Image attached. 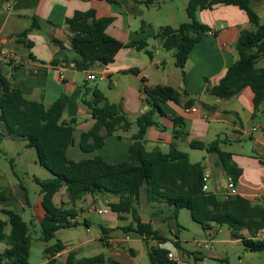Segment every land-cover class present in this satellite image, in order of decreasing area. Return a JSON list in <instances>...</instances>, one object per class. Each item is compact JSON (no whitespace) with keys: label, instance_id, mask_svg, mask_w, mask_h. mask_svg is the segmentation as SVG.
<instances>
[{"label":"trees","instance_id":"obj_1","mask_svg":"<svg viewBox=\"0 0 264 264\" xmlns=\"http://www.w3.org/2000/svg\"><path fill=\"white\" fill-rule=\"evenodd\" d=\"M88 1V0H87ZM116 3L117 0H101ZM173 1V0H167ZM260 0H188L187 13L190 21L178 28L165 26L159 29L156 39L162 41L163 48L170 52L175 66L185 75L189 56L195 46L208 35L210 28L197 20L200 11L213 9L216 6H235L246 12L255 31L240 35L236 49L239 60L231 65L220 83L210 89V94L217 98L229 100L246 87L254 93L255 114L264 106V69L257 68V63L264 58V23L252 5ZM147 8L159 6V0H139ZM114 18H97L96 11L76 12L67 20L71 34L70 43L78 58L75 61L77 70L87 72L95 64L108 66L115 61L120 50L135 48L146 52L153 58L146 40L128 44L109 36L107 29ZM40 30V20L32 18L31 26L17 37V42L28 48L32 43L26 38L34 31ZM62 45L61 42L55 41ZM32 58V55L30 56ZM8 65H0V125L5 136L24 140L29 148L37 151L38 162L52 174L48 180H37L41 188V206L45 212L41 220L43 240L50 243L61 230L78 227L79 211L76 204L87 195L96 193L119 197L120 201L109 205L112 212L123 217L133 216V223L125 227L126 232H135L145 240H156L157 246L149 248V264H175L168 259L169 249L163 247L164 238L150 223H144L138 216V206L143 194L150 202L165 203L173 209L172 219H178L182 210H189L194 222L209 231L212 224L227 226L233 239H240L252 252H263L264 246L249 240L247 236L255 235L264 227V200L253 202L240 195L224 199L213 192L203 191L205 167L202 163H192L188 153L181 151L172 143L169 151L163 152L159 147L148 150L145 137L149 128L160 127L157 115L165 116L163 104L174 102L184 108H191L194 101L184 102L183 95L169 86H149L143 79L142 93L149 111L137 120L138 132L132 137L128 159L118 164H109L103 158L75 162L68 157V149L73 144V134L78 121L65 120L67 101L59 99L50 106L41 101L29 100L25 93L13 86L5 71ZM139 74V70H131ZM185 95L188 96L187 93ZM95 120L94 126L82 135L80 147L85 153L102 149L106 139L118 131H129L132 122L125 114L123 103L110 104L104 93L95 86L87 90L82 98ZM105 102L102 107L101 103ZM205 108L209 105L203 104ZM174 139H186V121L174 119ZM221 140L211 144L192 142L194 149L206 150L217 154L222 168L237 183L242 170L232 162V154L220 149ZM66 189L68 203L61 206L55 203V196ZM13 200L0 185V206ZM67 205H72L68 208ZM8 220L0 218V243L7 248L0 252V264H30L32 241L30 228L23 216L11 208L2 209ZM75 220V222H72ZM88 226L87 221L83 223ZM10 225L11 231L6 233ZM247 231L245 235L244 232ZM179 247V243H174ZM67 250V246L58 241L46 248V255H51L48 264H58L56 256ZM66 264H123L107 258L105 254L93 257H79L71 251Z\"/></svg>","mask_w":264,"mask_h":264},{"label":"crops","instance_id":"obj_2","mask_svg":"<svg viewBox=\"0 0 264 264\" xmlns=\"http://www.w3.org/2000/svg\"><path fill=\"white\" fill-rule=\"evenodd\" d=\"M161 2L162 0H159V6L147 8L140 4L139 0H117L112 4L101 0H0V49L16 51L18 55L17 62L6 66L5 71L13 86L23 91L29 100L41 101L46 106L52 105L59 99L67 101L63 118L78 121L73 134V144L68 149V157L75 162L97 157L103 158L109 164L126 161L132 137L139 130L137 120L150 109L145 103L146 96L142 93L143 79L149 86L162 85L175 88L183 95L184 102L194 101L191 108H196L197 111L187 113L189 108L174 102L164 103L162 106L166 115H157L156 120L160 127L149 128L145 137L147 149L159 147L167 153L171 144L176 143L181 151L189 154L192 163L204 165L205 172L211 174L209 191L222 196L230 176L222 168L220 158L217 154L194 149L191 146L192 142L208 145L221 140L220 149L231 153L232 162L242 170V175L236 183L239 195L253 202H262L264 200V106L258 112V116L253 118L254 93L250 87H246L229 100L210 94V89L217 86L228 68L239 60L236 43L240 35L255 31V26L250 22L246 12L235 6L219 5L198 12L197 20L207 25L213 35H207L195 46L183 75L175 66L172 54L164 50L162 41L155 37L162 27L171 26L176 29L190 21L187 13L188 0H182V7L177 9L166 3L162 7ZM252 7L264 23L262 17L264 0L254 2ZM91 10L96 11L97 18H114V22L107 29L109 36L125 44L146 40L147 49L153 52V58L144 51L124 48L108 66L97 63L90 71L77 70L75 61L78 55L70 43L71 34L67 20L76 12ZM33 17L40 20V30L28 35L26 41L33 44L28 48L19 44L17 37L31 26ZM55 41L61 42L62 45ZM19 47H24L25 51L19 50ZM257 68L264 69V58L257 63ZM135 69L140 73L131 72ZM89 74H95L98 78L103 76L104 80L89 81L87 78ZM95 86L104 93L110 104L123 103L124 112L133 125L129 131L120 130L109 136L102 149L85 153L80 147L81 138L94 126L95 120L91 110L82 102V98L88 89ZM203 104L209 105L210 108H205ZM178 117L186 121V130L189 134L186 139H174V119ZM250 147L253 154L246 152ZM198 152L205 154L202 156L203 161L193 158ZM64 195L67 196L65 188L55 196L57 205V199ZM143 195L146 207L152 210L150 213L153 217L165 215V212L172 213L173 209L167 204L150 202L146 195ZM98 198L103 202L101 197ZM98 198L87 195L84 199L95 204ZM104 199L107 207L111 203L120 201L119 197L105 196ZM114 199L117 201L114 202ZM68 202L69 198L62 203ZM155 210H160V214ZM96 211L100 215L107 212L101 208ZM112 213L116 215V223L107 227L100 226V234L95 240L103 242L106 237L113 236L112 239H108L109 247L114 245V241L120 242L127 252L126 257L131 259L138 258L141 248L143 251L146 250L149 259V248L157 246L158 242L152 239L147 241L135 232H127L121 236L114 235L115 232L117 233L115 229L122 231L121 229L130 226L133 222L127 220L128 223L123 225L121 220H126L127 217L121 218L118 214ZM143 213L144 211L139 213L142 222L150 223L160 233L158 228L160 223L152 218L145 220ZM44 214L43 210V217ZM165 219H172V215L165 216L161 219V223H164ZM77 221L79 222L78 218ZM84 221L88 223L86 231L90 232V220L85 217ZM213 229L214 224L208 232ZM208 240L213 242L214 235L210 233ZM92 241L94 239L75 242L74 250ZM178 243L180 246L176 247L177 250L170 251L177 252L187 264H189L187 258L191 257V254L196 261L202 262L205 257L213 256L211 252H217V249H210L207 243L206 256L201 251L191 253L184 249L180 242ZM105 255L107 258L121 262L120 258L112 254Z\"/></svg>","mask_w":264,"mask_h":264},{"label":"rangeland","instance_id":"obj_3","mask_svg":"<svg viewBox=\"0 0 264 264\" xmlns=\"http://www.w3.org/2000/svg\"><path fill=\"white\" fill-rule=\"evenodd\" d=\"M182 0L167 1L162 0L161 6L166 3L171 5L173 9L182 7ZM165 7V6H164ZM257 7V6H255ZM166 9V8H165ZM181 17V16H178ZM264 21V13L262 15ZM19 50L25 51L24 47H19ZM84 75V74H83ZM96 85L97 83H90ZM5 131L0 125V185L1 187L12 194L13 200L0 206V218L8 220V217L2 213V209L11 208L15 212L20 213L23 219L28 223L30 228V237L32 241L30 264H48L50 259H53L51 255H46V248L54 245L58 241H62L66 244L67 250L56 256L58 264H66L68 254L71 251L78 253V256L93 257L100 254H109L120 258L123 264H149V259L146 254V250L139 249L138 258L131 259L126 257V253L120 242L114 241V245L109 247L108 239L106 237L103 242L95 240L97 235L100 234V226L107 227L110 224L116 223V215H114L107 205L105 204L104 197H116L108 194L96 193L94 198L101 197L95 203H91L86 199L78 202L76 208L79 211L80 226L61 230L57 233V236L50 243H46L43 240V231L41 227V220L43 218V210L40 205L41 188L37 184V180H48L53 176L42 167L38 162L37 151L35 148H29L28 143L24 140L12 139L5 136ZM249 143V142H248ZM246 149V152L253 154L252 148ZM148 150H152L148 147ZM205 154L198 152L193 155V158L203 161ZM68 195H64L57 199L58 205H62L63 200L66 201ZM117 201L114 199V202ZM138 206V214L142 211L145 220L153 219L157 220L160 224L158 227L161 236L164 238L163 247L169 250H177L174 246V242L181 243L184 249L189 252L201 251L203 255H207L205 245L208 243L210 249H217V252H211L212 257H205L202 262L196 261L191 254V257L187 258L189 264H264V251L252 252L241 241L232 239L230 236V230L227 226H218L214 224V229L210 232L214 235V241L209 242V232L204 231L201 225L193 221L189 210H182L178 220L168 219L164 223H161V219L165 216L173 215L172 213L165 212V215L160 214V210H155L160 214L159 217H153L151 211L146 207V201L144 195L141 197ZM68 208L72 205H67ZM105 207V208H102ZM104 209L107 211L105 214L100 215L96 209ZM140 209V210H139ZM138 215L142 220V216ZM87 217L91 222V231L87 232L84 223V218ZM126 220H121V224L126 225L128 221L133 222L132 215H125ZM129 218V219H128ZM128 220V221H127ZM125 229V228H124ZM122 231L115 232L114 235H124L127 232ZM11 231L10 225L6 228V233ZM110 232L112 230H109ZM113 233V232H112ZM109 234V232H108ZM246 234V231L244 232ZM105 236V234H104ZM248 237V236H247ZM94 239L91 243L82 245L80 248L74 250L75 242L78 243L84 240ZM7 248L5 243H0V252ZM145 252V253H144ZM119 253V255H117ZM177 253V252H176ZM187 256V255H186Z\"/></svg>","mask_w":264,"mask_h":264},{"label":"built area","instance_id":"obj_4","mask_svg":"<svg viewBox=\"0 0 264 264\" xmlns=\"http://www.w3.org/2000/svg\"><path fill=\"white\" fill-rule=\"evenodd\" d=\"M208 35H213V34L211 32H208ZM17 59H18V55L16 51L0 49V65L2 64L13 65L17 62ZM87 78L89 81L104 80L103 76L98 78L95 74H89ZM196 111H197L196 108H189L187 109L186 112L195 113ZM210 179H211V174L208 172H205L204 178H203V182H204L203 191L204 192H208L210 190L209 189ZM237 195H239L237 184L231 177H229L224 187L222 196L224 199H229ZM72 222H75V220H72ZM248 238L249 240H252L264 246V227L261 228L255 235L248 236ZM168 259L175 264H187V262L184 259H182V257L179 256L176 252H170L168 254Z\"/></svg>","mask_w":264,"mask_h":264},{"label":"water","instance_id":"obj_5","mask_svg":"<svg viewBox=\"0 0 264 264\" xmlns=\"http://www.w3.org/2000/svg\"><path fill=\"white\" fill-rule=\"evenodd\" d=\"M104 105H105V102H102V103H101V106L103 107Z\"/></svg>","mask_w":264,"mask_h":264}]
</instances>
